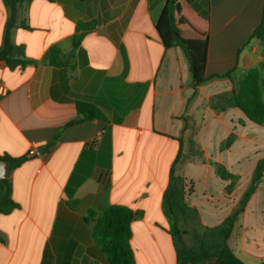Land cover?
<instances>
[{
    "label": "crops",
    "instance_id": "1",
    "mask_svg": "<svg viewBox=\"0 0 264 264\" xmlns=\"http://www.w3.org/2000/svg\"><path fill=\"white\" fill-rule=\"evenodd\" d=\"M165 2L27 0L16 6L9 38L35 63L10 69L0 62L6 90L0 158H26L8 175L18 207L0 214V264H108L84 218L110 205L135 213V264H180L190 235L174 236L165 204L172 170L185 179L199 231L220 225L238 206L264 161V123L210 103L230 94L251 69L264 78V43L250 38L264 0H209L210 79L195 95L182 50L165 48L155 28ZM11 14L0 0V48ZM78 22L95 27L73 50ZM53 47L62 64L44 62ZM260 94L264 101V88ZM76 102L94 104L105 119L65 127L48 147L77 118ZM212 163L235 179L220 178ZM227 244L244 264L264 261V171Z\"/></svg>",
    "mask_w": 264,
    "mask_h": 264
},
{
    "label": "trees",
    "instance_id": "2",
    "mask_svg": "<svg viewBox=\"0 0 264 264\" xmlns=\"http://www.w3.org/2000/svg\"><path fill=\"white\" fill-rule=\"evenodd\" d=\"M3 1L11 8L12 14L4 30L2 47L0 48V62H4L10 69L34 64V61L26 59L23 47L12 43L9 38L14 21V10L18 4L27 0ZM208 18L209 0H166L155 26L158 37L165 48L179 47L182 50L189 65L194 90L193 95H195L198 86L210 79L205 75L209 44V33L205 22ZM94 27L95 22H78L76 24L72 43L73 50L78 47L82 37L87 32L92 31ZM250 38L264 43V13ZM71 53L73 54V51ZM44 62L53 66L62 64L56 47L49 50ZM262 69L264 71V60ZM228 75L229 72L217 77H227ZM261 88H264V78H260L257 69H251L242 77L237 87L230 94L216 97L210 105L217 111L238 108L249 121L262 125L264 123V101L260 94ZM75 105L77 118L60 128L48 143V147L55 143L65 127L82 121L105 119L102 112L90 102H76ZM230 140L231 138L225 144H229ZM192 152L194 155L200 153L198 151ZM181 155L180 150L175 164L181 160ZM4 160L10 163L11 168H15L23 163L26 158L5 156ZM212 165L220 178L225 180L235 179L226 172L221 164L212 163ZM263 171L264 161L262 160L258 162L250 185L232 214L220 225L212 228L205 227L199 231L197 229V226H200L198 212L191 208L186 201L185 179L181 176H175L172 170L169 186L164 197L165 204L174 221V236L181 238L184 234L190 235V244L185 247L180 264H244L228 247L227 240L232 233L234 224L244 210L246 202L259 184ZM11 191L12 186L9 179H0L1 215L8 214L18 207L11 198ZM134 218L135 213L131 209L120 205H110L100 216H97L93 211L86 213L84 220L91 225V235L106 256L108 264H135L130 243V227ZM188 225H193L191 231L183 229ZM259 264H264V261Z\"/></svg>",
    "mask_w": 264,
    "mask_h": 264
},
{
    "label": "water",
    "instance_id": "3",
    "mask_svg": "<svg viewBox=\"0 0 264 264\" xmlns=\"http://www.w3.org/2000/svg\"><path fill=\"white\" fill-rule=\"evenodd\" d=\"M10 171V163L0 158V179H7Z\"/></svg>",
    "mask_w": 264,
    "mask_h": 264
},
{
    "label": "rangeland",
    "instance_id": "4",
    "mask_svg": "<svg viewBox=\"0 0 264 264\" xmlns=\"http://www.w3.org/2000/svg\"><path fill=\"white\" fill-rule=\"evenodd\" d=\"M184 153H185V150H184ZM193 157V156H192ZM183 229H185V230H188V231H191L192 229H193V225H188V226H185V227H183ZM187 241H189L188 242V244H185L184 245V248L183 249H185V247L186 246H188L189 244H190V237L189 236H186L185 237V241H182L183 242V244L185 243V242H187ZM182 246V245H181Z\"/></svg>",
    "mask_w": 264,
    "mask_h": 264
},
{
    "label": "built area",
    "instance_id": "5",
    "mask_svg": "<svg viewBox=\"0 0 264 264\" xmlns=\"http://www.w3.org/2000/svg\"><path fill=\"white\" fill-rule=\"evenodd\" d=\"M5 92H6V90H5L4 86L2 84H0V95H4ZM29 153L34 154L35 150H31Z\"/></svg>",
    "mask_w": 264,
    "mask_h": 264
}]
</instances>
